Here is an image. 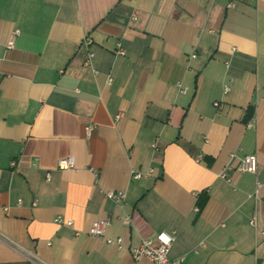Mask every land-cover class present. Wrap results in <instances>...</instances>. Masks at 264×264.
<instances>
[{"label": "crops", "instance_id": "obj_1", "mask_svg": "<svg viewBox=\"0 0 264 264\" xmlns=\"http://www.w3.org/2000/svg\"><path fill=\"white\" fill-rule=\"evenodd\" d=\"M262 231L264 0H0V264H151L130 249L160 232L264 264Z\"/></svg>", "mask_w": 264, "mask_h": 264}, {"label": "built area", "instance_id": "obj_2", "mask_svg": "<svg viewBox=\"0 0 264 264\" xmlns=\"http://www.w3.org/2000/svg\"><path fill=\"white\" fill-rule=\"evenodd\" d=\"M14 35L18 34V31H15L13 33ZM90 40H85L84 45H90ZM7 48H12V42H10L7 45ZM117 54L123 55L124 51L120 48L118 45ZM194 58V56H192ZM107 83H110V79L107 80ZM228 91V88L225 87L224 92L226 93ZM217 106V103L215 104ZM119 118V116H117ZM93 131L92 126H86L85 127V135L90 136ZM152 148L156 150V145L153 144ZM75 168V162L73 158H66L62 159L58 162V169L60 170H70ZM258 168V162H257V156L256 154H249L245 155L241 160L240 165V172L241 173H248L255 175L257 173ZM153 173L152 169H147L145 172L140 171H132L131 172V178L133 180H140L143 178H146L147 176H150ZM221 177L225 178V175H222ZM259 188V184L257 183V189ZM106 198L117 203L122 204L125 200V194L124 193H106ZM196 210V209H195ZM55 222L58 225H65V226H72V223L70 221H65L61 217H57ZM129 218L125 217L123 219V224L128 225L129 224ZM250 224L252 226L255 225V219L250 220ZM109 225L108 220H102V221H96L94 222L90 229L87 232L88 236L97 238V239H103L105 242L109 245H116L117 247H121V240H111L106 237V229ZM76 236H79V233L76 232ZM262 235H264V231H262ZM174 241V233H167V232H160L158 233L154 238L151 239H143L141 242L130 249V253L132 258L135 261H138L142 258L148 259L151 264H182V259L179 261H172L169 259V250L171 248V245Z\"/></svg>", "mask_w": 264, "mask_h": 264}]
</instances>
